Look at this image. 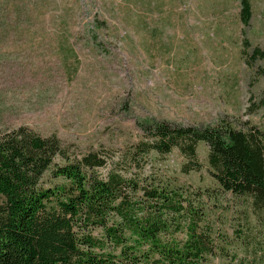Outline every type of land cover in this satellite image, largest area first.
I'll return each instance as SVG.
<instances>
[{
    "label": "rangeland",
    "instance_id": "374dc122",
    "mask_svg": "<svg viewBox=\"0 0 264 264\" xmlns=\"http://www.w3.org/2000/svg\"><path fill=\"white\" fill-rule=\"evenodd\" d=\"M250 2L245 26L240 0H0V130L26 125L74 157L115 161L145 139V118L264 132V59L247 61L264 48V0ZM208 151L200 142V171L182 172L178 148L141 166L204 192L218 247L205 264H264V215L220 187Z\"/></svg>",
    "mask_w": 264,
    "mask_h": 264
},
{
    "label": "trees",
    "instance_id": "16d2710c",
    "mask_svg": "<svg viewBox=\"0 0 264 264\" xmlns=\"http://www.w3.org/2000/svg\"><path fill=\"white\" fill-rule=\"evenodd\" d=\"M240 2L249 26L252 4ZM249 46L245 39L242 54ZM257 59H264L260 46L247 61ZM138 124L145 139L117 161L100 151L74 157L57 134L43 136L26 125L0 130V264H205L218 247L204 192L172 186L141 166L178 148L182 172L200 171V142L209 147V172L220 187L250 197L264 215L261 129L224 119ZM230 260L239 264L236 255Z\"/></svg>",
    "mask_w": 264,
    "mask_h": 264
}]
</instances>
